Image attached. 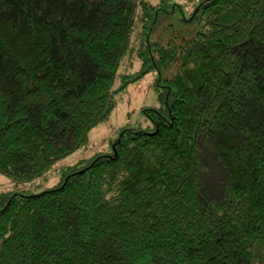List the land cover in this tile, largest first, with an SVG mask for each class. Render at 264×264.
Returning <instances> with one entry per match:
<instances>
[{
	"label": "trees",
	"instance_id": "1",
	"mask_svg": "<svg viewBox=\"0 0 264 264\" xmlns=\"http://www.w3.org/2000/svg\"><path fill=\"white\" fill-rule=\"evenodd\" d=\"M0 0V172L45 177L152 70L153 128L37 192L0 191V264H264V0ZM134 55L140 68L119 74ZM118 84L116 85V82Z\"/></svg>",
	"mask_w": 264,
	"mask_h": 264
},
{
	"label": "rangeland",
	"instance_id": "2",
	"mask_svg": "<svg viewBox=\"0 0 264 264\" xmlns=\"http://www.w3.org/2000/svg\"><path fill=\"white\" fill-rule=\"evenodd\" d=\"M153 2L157 0H151ZM174 4L169 11L161 10L155 25L149 33V40L166 42L173 37H190L196 30V25L190 20L193 0H171ZM140 60L129 55L124 58L118 73L134 72L140 68ZM170 69L152 70L137 81L130 83L125 89L114 95L115 106L109 119L94 126L88 133L87 144L71 154L63 157L51 166L45 177L33 181H18L0 172V191L37 192L43 188L55 185L60 179V169L88 158L98 151L109 152L110 139L119 134L122 127L153 128L151 109L160 106L158 94L164 90L159 75L170 76ZM118 81L116 82V85Z\"/></svg>",
	"mask_w": 264,
	"mask_h": 264
}]
</instances>
